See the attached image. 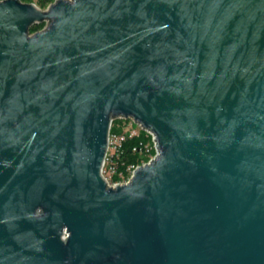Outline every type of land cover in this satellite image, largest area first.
<instances>
[{
    "label": "water",
    "instance_id": "water-1",
    "mask_svg": "<svg viewBox=\"0 0 264 264\" xmlns=\"http://www.w3.org/2000/svg\"><path fill=\"white\" fill-rule=\"evenodd\" d=\"M0 264H264V0H0Z\"/></svg>",
    "mask_w": 264,
    "mask_h": 264
},
{
    "label": "built area",
    "instance_id": "built-area-1",
    "mask_svg": "<svg viewBox=\"0 0 264 264\" xmlns=\"http://www.w3.org/2000/svg\"><path fill=\"white\" fill-rule=\"evenodd\" d=\"M118 119H123L124 123L125 121H129V123L126 126L120 125L121 131L117 132L110 130L109 146L103 165V173L108 182L112 185L127 182L133 175L136 167L139 165L128 163L125 165L124 169H120L119 159L124 151V143L128 138L139 136L144 131L145 135L157 150L155 134L150 129L143 127V125L137 122L133 117H119ZM132 150L139 153H148L150 151L147 142L143 143V141H141L139 145L133 146ZM116 176L117 178H115Z\"/></svg>",
    "mask_w": 264,
    "mask_h": 264
},
{
    "label": "trees",
    "instance_id": "trees-1",
    "mask_svg": "<svg viewBox=\"0 0 264 264\" xmlns=\"http://www.w3.org/2000/svg\"><path fill=\"white\" fill-rule=\"evenodd\" d=\"M116 123H118V118L114 119L111 131H121V128L116 126ZM148 140V137L143 131L139 136L130 137L125 141L124 151L119 159L120 169H124L125 165L128 163L140 164L142 162L143 158L139 157V152L133 151L132 147L135 145H139L141 141H143V143H146ZM115 178H117V176Z\"/></svg>",
    "mask_w": 264,
    "mask_h": 264
},
{
    "label": "rangeland",
    "instance_id": "rangeland-1",
    "mask_svg": "<svg viewBox=\"0 0 264 264\" xmlns=\"http://www.w3.org/2000/svg\"><path fill=\"white\" fill-rule=\"evenodd\" d=\"M21 1L27 2V3L34 2L41 9L46 10L50 6V4L56 0H21ZM47 22L48 20L45 19L40 22H36L32 24V26L30 27V33H34L36 31L43 29L47 25ZM128 123L129 121H125L124 123L123 119H118V123H116L117 124L116 126L118 127H121L120 125L126 126ZM147 146L150 149L148 153H144V152L139 153V157L143 158L140 164L149 161V159L152 158L156 154V148L150 140L147 141Z\"/></svg>",
    "mask_w": 264,
    "mask_h": 264
}]
</instances>
